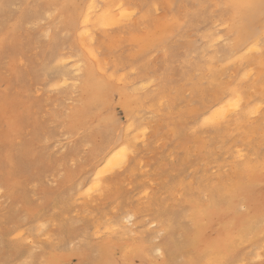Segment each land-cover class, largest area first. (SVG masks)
<instances>
[{
	"label": "rangeland",
	"instance_id": "rangeland-1",
	"mask_svg": "<svg viewBox=\"0 0 264 264\" xmlns=\"http://www.w3.org/2000/svg\"><path fill=\"white\" fill-rule=\"evenodd\" d=\"M29 1L9 0L0 17V110L6 102L8 113H0V264H42L52 259L61 264H101L106 246V264H188L200 254V249H193L192 238L204 241L206 236L217 242L223 254L212 260L201 253L195 260L200 264L208 260L264 264V233L259 227L264 214L252 216L255 198L261 201L264 196L260 163L264 161V57L261 65L246 69L237 60L220 57L254 19L264 37L260 4L245 13V20L234 21L225 9L216 7L225 0H141L149 20L135 17L125 32L111 28L96 33L98 60L108 69L96 71L109 88L103 114L119 123L104 124L94 116L91 126L121 131L143 93L149 94L144 109L153 113L145 116L147 134L143 142L136 137L137 151L129 158V167L100 174L101 179L115 176L98 196L89 192L90 186L83 187L89 179L91 149L99 142L95 132L90 126L91 136H81L66 128L80 106L83 77L81 72L72 73L80 80L60 86L62 69L56 66L58 57L71 62L86 55L77 48L74 36L60 29L57 8L43 0ZM24 14L33 17L24 21ZM208 31H220L223 37L211 51L217 58L211 70L216 82L209 81L207 59L201 53L202 36ZM195 67H200L196 74ZM244 70L253 76L243 78ZM114 71L127 81L108 78ZM138 73L147 76L141 80L149 78L139 83L145 89L125 88ZM231 85L240 89L244 101L262 107L259 115H250L236 130L229 126L219 132L205 122L208 116L196 113L218 87ZM152 93L162 95L160 106ZM116 94L122 95L120 106ZM10 118H18L19 125L4 137L3 124ZM27 146L33 153L23 156ZM237 150L247 155L250 166H234ZM224 178L238 189L234 205H239L234 209L229 208L233 198L223 204L213 201V185ZM205 191L207 200H203ZM213 211L232 218L225 242L226 219L212 221ZM241 212H249L242 222ZM126 213L131 220H122L113 233L105 231L107 219L114 223ZM123 224L133 232L119 235ZM166 224L171 232L164 229ZM53 240L63 251H51ZM168 243L171 247L162 255L154 252Z\"/></svg>",
	"mask_w": 264,
	"mask_h": 264
},
{
	"label": "bare ground",
	"instance_id": "bare-ground-1",
	"mask_svg": "<svg viewBox=\"0 0 264 264\" xmlns=\"http://www.w3.org/2000/svg\"><path fill=\"white\" fill-rule=\"evenodd\" d=\"M23 3L29 2V0H22ZM47 6H53L57 8V14L61 17V23H59L60 29L65 32V34H70L74 36L76 40V46L81 53L86 55V58L83 59L78 58L71 62H68L64 57H58L57 60V68L60 71V75L58 80L62 82L65 86L68 83L72 84L74 81L78 79L74 78L72 73L82 74V85L79 89V94L82 95L80 97V106L76 112H74L73 116L69 119V123L66 125L67 131L70 134H79L83 136H91L89 133L91 126V118L96 116V118H100L102 122L108 123V121H115L119 123L117 118L115 117H105L103 114V99L109 92L108 86L99 80L96 76V71L104 70L105 72L108 69L104 68V66L100 65L98 60V52L96 50V45L99 43V39L96 36V33L101 30H111L114 28L117 33L125 32L126 29H129V26L133 25V20L139 18L142 22L149 20L151 18L147 12L144 10V4L141 0H43ZM9 0H0V17L3 15L6 3ZM253 3L260 4L261 0H252ZM140 4V7H139ZM28 5V3H27ZM132 5H136L138 9H134ZM258 7V6H257ZM255 9V8H254ZM56 10V9H55ZM253 11L249 10L247 13H251ZM122 13H135L132 16H123ZM30 17V18H29ZM33 16L30 14L22 15V19L28 20ZM246 17L242 18V21L245 20ZM252 19H254L252 17ZM257 19L252 20L249 25L246 26V30H244L241 34V38L237 40L235 44H230L226 47V49L220 54L222 61H230L237 60L243 69L250 67L251 65H261L263 63L264 57V37L257 30ZM20 21V20H19ZM18 21V22H19ZM61 24V25H60ZM62 26V27H61ZM119 27V28H118ZM117 28V29H115ZM9 34H11V30H9ZM204 41V50L201 52L206 57V66L209 72V81L216 82V77H214V73L212 74V66L214 61L217 58L214 57V52L211 53L213 48H215L216 44L223 40L222 34L220 31H208L204 36H202ZM144 47H147L144 45ZM243 55H239L240 52H243ZM89 52L95 53V59L89 55ZM201 54V55H202ZM253 54V55H251ZM73 56V55H72ZM83 60V61H82ZM83 62V65L81 63ZM200 68V67H199ZM199 68H194V74L198 73ZM242 69V70H243ZM253 72V70H251ZM139 74V75H138ZM136 78H129L128 85L125 87L129 90H144L145 85H139V83L146 82L148 79L144 80L141 78L147 77L142 76L138 73ZM253 74V73H252ZM251 72L244 70L243 78H250L253 76ZM136 75V74H135ZM216 75V74H215ZM115 76L118 82H125L127 78L125 75H116L115 71L113 74L108 75L107 77ZM132 76V75H131ZM134 76V75H133ZM123 77V80H121ZM80 80V79H79ZM88 95V96H87ZM148 93H143L139 101L136 102V106L134 110H131L127 114V118L124 120V128L121 131L117 132H109V130L103 127V125L97 124L94 126L93 130L95 132V136L98 139V144L95 145L90 152V168L89 179L85 182L84 186H90V189L97 193L100 196L105 189L107 188V184L109 181H113V176L109 178H100V174H104L105 172L110 174L114 168L117 166L129 167L128 161L131 156L136 155L137 151V136L140 138L139 142H143L146 137L147 131L145 126V116L147 114L152 115V110L147 111L144 109L145 101L148 99ZM153 102H155L156 106H160L162 103L159 100L163 99L162 95L158 93H152ZM116 105L120 106L122 104V95L116 94L114 95ZM255 106L254 109L251 108ZM262 107V106H261ZM260 105H256L252 103V101L246 102L243 99V94L237 86H224L218 87L215 92L211 95V98L207 101V103H203L199 109L197 110V115L208 116L205 119V122L209 123L219 132L226 130L229 126H234L235 130L239 128L243 123H245L246 119L249 118L250 115H259L260 113ZM0 113L8 114L5 109H1ZM8 117V116H7ZM19 125L18 118H10L5 119L3 124L2 134L4 136L13 132ZM91 126V127H90ZM223 128V129H222ZM88 134V135H87ZM5 137V136H4ZM231 149V147L229 148ZM229 149H226V152H229ZM236 152V151H234ZM33 153V148L27 146L23 149V156H29ZM227 154V153H226ZM234 154V153H233ZM238 153L234 155L236 159ZM248 161L249 158H248ZM98 169V170H97ZM112 174V173H111ZM83 183V182H82ZM80 183V184H82ZM74 184V183H73ZM78 184L77 186H79ZM75 185V184H74ZM94 189V190H93ZM247 191L246 189H244ZM252 196L253 193L250 192ZM255 197V196H254ZM236 197L232 199V202L229 205L230 209H234L236 206L234 205V201ZM264 196L261 201L256 200L253 208V212L259 218L264 214ZM121 214V213H120ZM248 213L241 212L240 213V221H245ZM131 214L126 213L118 216L114 223L110 222V220H106L104 223L105 228L108 227H117V224L127 223L128 217ZM210 219L212 221H218L220 219L224 220L223 228L224 231L227 232L225 235V242L229 240L230 233H228L232 228V218L228 213L222 214L218 211H213L210 214ZM191 218V217H190ZM193 219V218H191ZM256 219H253V221ZM127 221V222H125ZM99 228V226H97ZM119 228V227H118ZM164 229L168 232H171V225L166 224ZM119 235H128L132 230L128 228L125 224L122 225ZM113 233V232H112ZM21 235V234H20ZM204 241L199 240L197 237L192 238V247L193 249H200V254H208L212 257V260H217L222 257V251L217 248L216 241L211 237H204ZM171 247V243L168 245H160L154 252L157 250L160 252V255L165 253L168 248ZM109 247H105V252L108 253ZM102 254L101 264H106L109 262L107 254ZM194 256V261L198 259L199 255ZM44 264V263H42Z\"/></svg>",
	"mask_w": 264,
	"mask_h": 264
},
{
	"label": "snow or ice",
	"instance_id": "snow-or-ice-1",
	"mask_svg": "<svg viewBox=\"0 0 264 264\" xmlns=\"http://www.w3.org/2000/svg\"><path fill=\"white\" fill-rule=\"evenodd\" d=\"M216 7L225 9V15H231L233 17L234 21L241 20L245 13L249 10H252L257 7L255 3L252 2V0H225V2L218 4ZM262 15H264V0H261V3L259 5ZM135 13H122L123 16H132ZM264 46V45H262ZM89 55L92 56L93 59H95V53L89 52ZM115 76H113V79ZM121 80H123V77H121ZM7 110V103L5 102V111ZM238 151V155L234 161V166L237 169H240L242 166L248 167L251 164V161H248L247 155L245 153H241ZM261 166L264 167V161H261ZM213 201L217 204H223L228 202L231 198H234L238 194V189L234 185V182L230 178H224L221 182L213 185ZM89 192H91V189H89ZM208 199V193L205 191L203 195V200ZM203 201H200L202 203ZM132 217L129 216L128 220H131ZM127 222V221H125ZM262 233H264V220H261L259 225ZM99 231V229H98ZM106 232H115V227H108L105 228ZM262 241H264V236L261 237ZM54 244L51 251L55 254L60 251H63V246H61L58 241L53 240L52 242ZM157 255H160V252L157 250ZM44 264H61V262L52 259L49 261H45ZM188 264H200L199 261H190ZM207 264H215V261L208 260Z\"/></svg>",
	"mask_w": 264,
	"mask_h": 264
}]
</instances>
